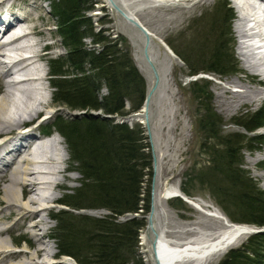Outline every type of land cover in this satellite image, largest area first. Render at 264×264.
Returning <instances> with one entry per match:
<instances>
[{
  "label": "trees",
  "instance_id": "1",
  "mask_svg": "<svg viewBox=\"0 0 264 264\" xmlns=\"http://www.w3.org/2000/svg\"><path fill=\"white\" fill-rule=\"evenodd\" d=\"M53 1L59 33L68 48L64 60H50L56 103L71 110L100 111L111 116L104 120L89 115L71 120L58 118L49 125L51 132L64 138L70 162L76 167L74 172L82 177L81 185L69 190L59 201L69 210H60L51 216L56 223L53 238L58 257L70 256L77 264H144L138 249L146 218L132 216L126 221L119 220L126 215L150 212L151 195L144 188L145 179L152 174L149 146L142 126L130 127L112 118L140 112L145 102V83L129 55H121L117 44L106 45V37L96 32L92 20L86 18L85 12L93 9L95 0ZM222 12L217 44L202 65L206 68L190 65L187 55L174 51L191 67L193 75L203 70L221 75L235 70L226 41L233 17L228 2L222 5ZM85 40H91L93 48L88 49ZM100 45L104 46L102 50L96 48ZM102 89L106 90L103 96ZM205 111L208 123L201 120L200 126L209 140L218 145L203 144L209 155L208 166L201 170L197 165L191 168L186 175L187 183L197 181L204 187L231 221L264 226V192L258 191L252 179L241 170L239 156L245 141L236 137L239 134H231L227 140L215 136L216 126L221 123L207 107ZM263 117L254 112L238 125L254 132L262 126ZM255 138L256 135L249 140L250 145L258 143ZM183 192L191 196L188 190ZM96 209H104L109 214L103 218L75 214ZM263 238L261 234L252 235L241 247L230 250L219 264H264Z\"/></svg>",
  "mask_w": 264,
  "mask_h": 264
},
{
  "label": "bare ground",
  "instance_id": "2",
  "mask_svg": "<svg viewBox=\"0 0 264 264\" xmlns=\"http://www.w3.org/2000/svg\"><path fill=\"white\" fill-rule=\"evenodd\" d=\"M101 1L104 3L108 1L118 9L120 7L125 19L133 22L145 35L148 47L151 39L158 40L171 62L169 68L178 61L179 56L172 48L145 27L135 10L128 9L129 0ZM145 1L158 6L171 3L170 0ZM213 1L215 0H197L190 7H184L180 15V23L172 15L169 23L173 28L170 29L174 32L178 24L182 25L187 19L194 17L198 9L210 5ZM235 2L240 8L235 31L238 55L242 60L243 68H238V65L236 66L238 75L213 82L212 104L216 114L212 113L218 117L225 115L226 121L234 123L244 133L255 134L256 131L249 132L238 125H242L251 116L250 114L240 118L243 120L242 123L235 122L233 118L240 117L244 110L264 109V53L257 56L259 50L264 52V0H235ZM50 10V15L45 14L44 7L38 0H0V135H4V141L2 137L0 138L3 141L0 140L2 142H0V174H3L2 180L7 183L4 188L7 205L0 209V219L8 220L9 217H6L4 210L9 209L11 210L9 216L18 215L17 223L21 224L17 228H27L26 223H31L29 228L39 231L35 233L37 235H40V230H45L47 225L46 205L61 200L52 192L65 186L58 176L70 180L71 177L66 173L72 168L68 165L64 166L68 162L69 151L67 154L66 150L62 149L63 140L57 134L49 129L42 130L39 126L25 128L29 124L28 119L46 112L51 105L45 84L49 82V85H52V80L47 79V71L42 65L50 57L49 54L44 53L45 50L57 47L56 43L48 42L54 36L50 31L52 28L50 16L54 14L52 6ZM171 11L174 12L173 9ZM98 13L99 11H96L94 15ZM58 27H60L59 20ZM149 59L153 64L151 57ZM242 71L246 73L245 76L241 75ZM159 83L156 80L155 84L159 85ZM205 84L204 98L208 96L207 89L210 90L209 83ZM151 99L152 96L145 100L146 104L140 116L136 114L137 117L144 120L149 118L148 107ZM55 112L52 111V114ZM258 112L264 116V111ZM220 123L217 124V129H220L225 122ZM261 125L264 126V117ZM12 135L15 136L11 137ZM242 160L248 165L246 173L252 175L253 171L264 183V144L258 154L251 152L246 160L241 157L240 161L243 165ZM9 172L10 174L7 175ZM160 184L155 191L154 209L149 216V223L142 234L145 243H148L152 232L156 235L154 239H150L149 253L153 264H208L209 260L225 252L229 246L244 242L249 234L264 236V226L235 223L212 204L202 202L200 199H191L175 186L164 191ZM177 197L183 198L195 207L196 214H186L185 230L184 227L183 230H176V227L171 231L159 229L157 225L159 201L166 203L171 200L172 204L173 199ZM255 227L263 231H257ZM8 232L7 229H0V264H52L47 258L54 256L55 253L44 240L47 235L46 230L37 237L41 246L33 252H26L24 259L17 263L11 260L20 255L13 250L8 240L1 237Z\"/></svg>",
  "mask_w": 264,
  "mask_h": 264
},
{
  "label": "rangeland",
  "instance_id": "3",
  "mask_svg": "<svg viewBox=\"0 0 264 264\" xmlns=\"http://www.w3.org/2000/svg\"><path fill=\"white\" fill-rule=\"evenodd\" d=\"M39 3L44 7V13H50V7H53L54 14L50 16V31L53 32L54 36L48 42L56 43L57 47L55 49L49 48L45 50V54H49L50 57L45 60L42 65L47 71V79L52 80V72L50 68V59H62L67 56V46H65L63 40L61 39L58 27L57 13L55 12L56 4L53 0H38ZM172 5H157L152 4L149 1H138V0H129L128 9L131 11L135 10L136 14L145 25L157 38L162 39L169 45L171 43L174 46V49L169 45L173 51L176 49L190 59V65L197 64L198 67H203L207 54L215 47L217 37L220 34V27L218 28V22L223 16L222 5L225 2L230 4V7L233 9V17L231 19V26L229 27L231 32L226 36L228 47V52L231 54V57L234 58V69L227 74L221 75L217 73H212L207 70H203L200 73L193 75L191 67H188V64L185 63L180 57L178 61L171 65L169 68L170 60L167 56L166 51L160 46L158 40L151 39L150 46L148 47L147 39L141 30L125 19V17L120 12L117 7H113L110 3L103 2L101 0H95L93 9L85 12L86 18L92 20L93 27L96 28V32H102L103 36L106 37L107 43L117 44V49L121 55L128 54L130 60L132 61L133 66L137 69L138 73L142 77L145 83L146 96L145 100L147 101L150 96H152L151 102L148 107L149 118L144 120L137 117L140 116V112L143 110L146 102L144 103L140 112L128 113L126 116L116 115L113 116L115 122L118 123H127L130 127L142 126V129L145 132L146 142L148 143L147 153L151 156L152 161V174L151 177L148 176L145 180L144 185L145 189H149L151 195V205L150 212L144 214L141 212V215L138 214L137 217L146 218L147 225L149 223V216L151 211L154 209V200H155V191L158 189V184L161 183V189L166 191L172 186L178 187L182 192L184 189L188 190L191 194L189 198L191 199H200L202 202L210 203L215 208L220 209L223 214L226 216L223 209L214 201L209 192L204 189L197 181L192 183H187L186 175L190 172L189 170L195 165L197 169H205L208 166L209 155L203 149V144L208 145H218L216 141L209 140L208 134L205 132V129L200 126L201 120L208 119L205 117V107L208 108L210 113L216 114L212 104V96L214 95V89L212 84L214 81L221 80L226 77H233L238 75L236 72V66L238 68H243L242 60L238 55V49L236 41V31L235 24L237 20L238 11H240L239 5H236L235 0H215L210 5H206L201 9H198L194 14V17L187 19L182 25L178 24L177 29L173 32L170 28L173 26L169 23L170 19L174 16L178 19L180 23V15L184 7H190L197 0H170ZM130 4V5H129ZM131 8V9H130ZM173 9L174 12L171 11ZM119 10V11H118ZM99 11V13L94 15V12ZM174 13V14H173ZM50 15V14H49ZM173 15V16H172ZM254 25V23H251ZM173 28V27H172ZM220 29V30H219ZM225 35V34H224ZM235 37V40H234ZM235 41V42H234ZM85 44L88 49L93 48V43L91 40H85ZM103 45L97 46L99 50L103 49ZM257 52V51H256ZM261 50L257 52V56H261ZM149 54V56H148ZM176 54V53H175ZM149 57L153 64L151 63ZM203 65V66H202ZM206 68V67H203ZM68 70V69H65ZM70 70V69H69ZM87 68H85V71ZM71 71V70H70ZM69 71V72H70ZM241 75L245 76L246 73ZM156 80L160 83L155 84ZM206 82L210 85V90L207 89V97H202L204 91L206 90ZM45 84L48 90V100L51 105L46 112H43L37 115L33 119H28L25 128L31 126H39L42 130L48 129L49 125L55 122L58 118L63 120L71 119H81L85 116H94L99 117V119L104 120L110 118L111 116L107 115L104 112H95V111H78L71 110L66 105H61L56 103L54 99V88L52 85ZM49 85V86H48ZM2 91V90H1ZM153 91V93H152ZM46 93V92H45ZM106 94V90L102 89L100 95L103 96ZM205 102L207 104H205ZM129 108V105L127 109ZM217 109V108H216ZM259 110L264 111V109H257L252 111L244 110L240 117L235 116L233 120L241 121L240 118L243 116H248ZM52 111H56L52 114ZM220 113V112H219ZM136 114H138L136 116ZM218 114V113H217ZM219 115V114H218ZM222 115V114H221ZM223 116V115H222ZM220 122H225L220 129H215V136L221 137L224 140H227L228 136L231 134H239L236 137L243 139L245 142L242 144V152L239 156L243 159H248L251 152L258 154L259 149L264 144V126H261L255 134L244 133L241 128H238L234 123L226 121L227 117L216 116ZM223 118V119H222ZM244 119V118H243ZM217 120V121H218ZM212 123V122H211ZM209 123V124H211ZM215 123V122H214ZM57 134L63 140V147L68 154L67 145L64 138ZM54 134H51L54 135ZM247 134V136H244ZM256 135L254 141L258 142L250 145L249 140H252ZM15 135H12L13 137ZM190 136V138H188ZM2 137V138H1ZM4 135L0 138L3 140ZM0 139V140H1ZM1 140V141H2ZM0 141V142H1ZM4 141V140H3ZM2 141V142H3ZM1 142V143H2ZM0 143V144H1ZM249 148V150L247 149ZM65 152V151H64ZM68 162L64 166H71V170L66 173L70 180H64L63 177L58 176V179L65 183V186L61 189L52 191L56 197L62 199L64 194L68 193L69 190L77 189L81 184L82 177L79 173L74 172L76 167L73 166L69 160V154L67 155ZM159 160V161H158ZM243 165L241 170L249 178L252 179L253 185L258 189V191L264 192V183L262 180L257 177L252 171V175H248L246 170L248 165L242 160ZM10 171V169H9ZM7 173V175H9ZM254 174V175H253ZM0 209L6 207L7 203L5 200L4 188L6 186L5 180H2L3 174H0ZM26 199V198H25ZM174 204H171V200H168L166 203L159 201V214L157 216V225L159 229L164 230H183L186 214L195 213V207L187 203L183 198L177 197L174 198ZM45 219L47 225L45 230L47 235L44 240L49 247H52L54 256L47 258V260L52 264H77L70 257H58L59 251L57 248L56 240L53 238L56 229V223L51 219L53 213H56L60 210H69L62 205L58 204V201L46 205ZM38 207V206H36ZM15 209V208H11ZM6 210V209H5ZM6 217H9L8 220L0 219V229L9 230L8 233L2 235V239L8 240L9 244L12 246L13 250L17 251L20 255L11 260L13 263H17L24 259V254L26 252H33L41 246V243L37 241V237L42 235V232L45 230H40L41 234L37 235L39 231H34L29 228L31 223H26L27 228H17L20 227L21 223H17L18 215L14 214L12 217L9 216L11 210L7 209ZM207 211V210H205ZM86 214L93 218H103L108 215L109 212L104 209L96 210H83L80 212H75V214ZM1 216V215H0ZM227 217V216H226ZM132 218V215H126L121 217L119 221H126ZM173 220V221H172ZM17 223V224H16ZM146 227L140 233V242H139V251L143 258L144 264H153L150 257V246L151 238H155V233H151V238L148 240V243H145L142 239V234L146 231ZM257 228V227H255ZM257 228V231H263V229ZM256 231V229H255ZM254 234H249L246 236L244 242L237 243L233 246H229L225 252H221L213 260H209L208 264H219L225 257V255L232 249H237L241 247L247 240ZM43 240V241H44ZM262 246L264 247V238L261 239ZM188 264V263H183Z\"/></svg>",
  "mask_w": 264,
  "mask_h": 264
},
{
  "label": "water",
  "instance_id": "4",
  "mask_svg": "<svg viewBox=\"0 0 264 264\" xmlns=\"http://www.w3.org/2000/svg\"><path fill=\"white\" fill-rule=\"evenodd\" d=\"M152 212V211H151Z\"/></svg>",
  "mask_w": 264,
  "mask_h": 264
}]
</instances>
